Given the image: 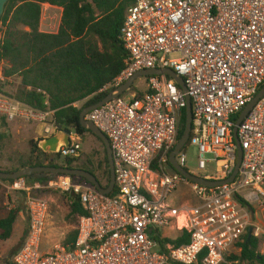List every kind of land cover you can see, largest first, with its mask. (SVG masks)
I'll use <instances>...</instances> for the list:
<instances>
[{
    "label": "built area",
    "instance_id": "built-area-1",
    "mask_svg": "<svg viewBox=\"0 0 264 264\" xmlns=\"http://www.w3.org/2000/svg\"><path fill=\"white\" fill-rule=\"evenodd\" d=\"M119 31L127 53L125 69L99 92L114 91L134 73L172 70L186 93L170 78L144 77L146 90L119 96L90 112V121L108 139L114 188L100 194L87 182L54 175L40 183L22 177L1 180L0 188L23 196L27 229L12 264H227L251 229L260 239L264 229L250 222V206L264 205V96L237 128L242 159L234 180L207 188L176 173L169 155L191 103V130L186 143L198 152V169L215 164L208 181H224L234 171L237 145L234 118L264 86V0H129ZM178 58H170L171 55ZM4 81L0 63V82ZM0 118L42 127L40 139L58 129L53 112L34 109L0 93ZM69 135L56 158L77 159L81 151ZM186 145L175 156L185 169ZM193 175V174H192ZM187 186L195 203L171 206L168 199ZM59 192L84 211L73 242L39 250L48 204L42 192ZM164 230L185 231L189 242L163 250Z\"/></svg>",
    "mask_w": 264,
    "mask_h": 264
},
{
    "label": "trees",
    "instance_id": "trees-1",
    "mask_svg": "<svg viewBox=\"0 0 264 264\" xmlns=\"http://www.w3.org/2000/svg\"><path fill=\"white\" fill-rule=\"evenodd\" d=\"M129 3V0H9L1 17L0 63L3 64L4 80L19 78L20 84L14 94H5L1 89L0 93L39 111H52L57 127L72 128L80 137L92 135L80 126L79 115L84 108L101 101L110 91H99L125 69L127 53L119 39V31ZM44 5L61 9L56 33L39 30ZM81 102H84L83 106L77 108L76 104ZM238 116L234 118V122ZM184 128L183 112L178 140ZM37 146V143L33 144V152L43 159L5 172L14 173L27 167L42 166V162H47L48 166L60 167L51 163L48 157H57L56 155L45 153ZM104 154L109 179L105 149ZM64 161L66 168L92 173L87 168L74 165L76 160ZM52 176L54 175L36 174L27 178L43 183ZM72 178L86 182L81 178ZM108 184L109 180L106 186H101L106 188ZM70 204L69 215H76L78 219L84 215L77 201ZM18 212L10 210L5 218L0 219L1 241L11 238ZM174 233L176 235L173 238L163 234L158 236L159 240H154L160 243L163 250L165 245L176 248L189 242V235L185 231ZM75 237L76 228L65 242H73ZM259 245V238H249L245 234L237 245L238 253L229 254L227 260L264 264V256L258 252ZM8 264H12V259Z\"/></svg>",
    "mask_w": 264,
    "mask_h": 264
},
{
    "label": "rangeland",
    "instance_id": "rangeland-1",
    "mask_svg": "<svg viewBox=\"0 0 264 264\" xmlns=\"http://www.w3.org/2000/svg\"><path fill=\"white\" fill-rule=\"evenodd\" d=\"M90 1V0H89ZM61 12L55 7H42L41 20L43 29L46 33H56L60 24ZM1 29V27H0ZM170 58H178V55H171ZM19 87L16 79L0 82V89L5 94H14ZM146 90L145 79H137L131 89L122 95L123 98H129L134 92L142 93ZM84 102L76 104L81 108ZM42 127L34 124H25L20 122L6 123L0 118V171L14 170L20 165L34 163L41 158L38 153L33 152V144L39 142L42 135ZM65 128V127H64ZM69 129L72 140H76L74 130ZM78 142L81 145V151L77 159L78 164L91 171L100 185L106 186L108 183L107 169L104 162V148L100 141L90 134H85ZM186 158L185 169L193 175L201 177L212 176L215 173V164H207L205 171L198 169V152L194 147L187 146L184 149ZM52 162L60 167H64V159L48 156ZM47 165V162H42ZM48 204V212L45 219L44 231L40 242L39 250L42 254L48 253L57 245L65 244L70 233H72L78 223V216L70 214V203L66 197L59 192L49 191L43 196ZM195 197L187 186L180 185L177 190L170 195L168 204L171 206H180L195 203ZM10 210H17L16 222L13 226L11 238L7 241L0 240V264H8L15 251L21 245L23 236L27 229V218L24 212L23 196L19 193L6 192L0 188V218L7 216ZM250 222L259 225L264 229V205L250 206ZM165 237L173 238L176 233L170 230L163 231ZM227 264H247L241 261L227 260Z\"/></svg>",
    "mask_w": 264,
    "mask_h": 264
},
{
    "label": "water",
    "instance_id": "water-1",
    "mask_svg": "<svg viewBox=\"0 0 264 264\" xmlns=\"http://www.w3.org/2000/svg\"><path fill=\"white\" fill-rule=\"evenodd\" d=\"M9 0H0V27H1V17L4 13L5 5L7 4ZM165 75L168 78L172 79L182 90L183 93H186L184 83L182 79L172 70L164 69V70H144L137 73H134L124 84L119 86L114 91L109 92L101 101L98 103L91 105L89 107L84 108L79 115V124L83 129L88 130L93 136L98 138L102 145L104 146L105 152H106V159L108 164V170H109V184L106 188L102 187L96 177L82 169H71L66 167H53L48 165H42V166H33V167H27L24 169H20L14 173H6L0 171V179L1 180H16L22 177H31L36 174H48V175H63V176H70V177H76L84 179L88 184L92 185L100 194L102 195H109L113 188H114V167H113V160L111 156V149L109 145V141L107 137L100 132L90 121L86 119L87 115L102 107L106 103L112 101L113 99L122 96L124 93L128 92L133 83L140 78L148 77V76H162ZM264 96V86L259 90V92L255 95V97L252 99V101L245 106V108L242 110V112L239 114L238 118L235 121V126L233 129V135L234 139L236 141L237 145V160L235 164V168L231 176L224 180V181H208L205 179H202L200 177H196L192 174L187 173L184 169L179 167L176 163L175 156L180 152V150L186 145L190 130H191V103L188 96H185L186 99V108H185V128L184 131L178 140V143L174 147L173 151L169 155V163L172 167V169L184 177L189 182H192L194 184H198L207 188H214L220 185H223L225 183H230L234 180L239 165L241 163L242 159V151L240 148V145L237 141V128L240 125V123L247 117V115L250 113V111L253 109V107L256 105V103ZM70 131L68 128H64L62 126H59L57 131L50 137L40 139L38 142V148L49 154H56L59 151L60 146H69L70 140H69ZM52 163V159L50 160ZM252 230H248V237H251Z\"/></svg>",
    "mask_w": 264,
    "mask_h": 264
},
{
    "label": "crops",
    "instance_id": "crops-1",
    "mask_svg": "<svg viewBox=\"0 0 264 264\" xmlns=\"http://www.w3.org/2000/svg\"><path fill=\"white\" fill-rule=\"evenodd\" d=\"M45 6H47V5H44L43 7H45ZM57 10H60V12H61V9H58L57 8ZM39 29H43V26H42V23L40 22V25H39ZM41 32H44V31H41ZM16 79V83L18 82L19 84H20V79L19 78H15ZM14 79V80H15ZM34 125H36V124H34ZM37 126H39V125H37ZM42 129V128H41ZM41 138V137H40ZM74 165H76V166H78V167H81L79 164H78V162H77V160L75 161V163H74ZM84 167V166H83ZM83 167H81V168H83ZM46 193H48V192H42V193H40V197H42L43 198V196L46 194ZM20 212H18V214H19ZM24 214H25V212H23ZM8 215V214H7ZM17 217H18V215H17ZM5 218V217H4ZM0 219H2V218H0ZM170 232H172V233H174V231H172V230H170Z\"/></svg>",
    "mask_w": 264,
    "mask_h": 264
}]
</instances>
